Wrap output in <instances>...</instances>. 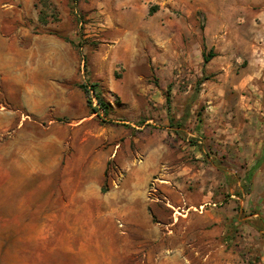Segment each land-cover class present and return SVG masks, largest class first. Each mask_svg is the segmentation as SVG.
Masks as SVG:
<instances>
[{"label": "rangeland", "instance_id": "1", "mask_svg": "<svg viewBox=\"0 0 264 264\" xmlns=\"http://www.w3.org/2000/svg\"><path fill=\"white\" fill-rule=\"evenodd\" d=\"M73 1L0 0V114L13 106L3 77L17 65L16 46H27L32 35L40 34L72 42L77 66L100 74L112 112L93 113L79 126L54 116L28 132L38 137L75 132L76 139L67 140L68 153L74 143L87 147L100 139L101 147L111 151L102 185L109 190L102 193L123 190V203L97 219L49 217L47 197L53 191L59 199L71 197L59 194V187L69 190L72 174L26 170L24 162H39L45 144L32 147L25 132L2 131L0 264H264V162L250 184L245 180L264 148L262 19L245 14L220 42L214 68L205 69L203 12L196 13V25L185 27L179 58L175 43H162L160 29L154 36L146 26L126 36L143 49L139 59H129L118 51V39L132 28L105 22L115 18L110 10L117 0ZM91 2L106 14L93 17L80 10V3ZM92 22L102 30L90 31ZM103 41L110 46H100ZM108 50L109 64L95 60ZM90 97L98 106L93 93ZM111 120H127L134 125L133 135L119 125H101ZM140 164L149 178L131 180Z\"/></svg>", "mask_w": 264, "mask_h": 264}, {"label": "crops", "instance_id": "2", "mask_svg": "<svg viewBox=\"0 0 264 264\" xmlns=\"http://www.w3.org/2000/svg\"><path fill=\"white\" fill-rule=\"evenodd\" d=\"M79 8L93 17L107 12L98 2L80 3ZM198 11L203 12L205 16L203 38L207 50L212 49L214 53H218L220 42L229 38L230 28L244 20L247 13L262 19L258 33L259 38L264 41V0H117L112 1L110 10L115 14V18L111 20L106 18L105 22L107 27L132 28L121 31V38L118 39L120 41L118 51L123 58L141 57L143 53L141 45L129 43L125 38L128 33H142L141 27L146 26L149 27L146 33L154 36L159 31L155 29H160L162 43H175L174 51L179 58L183 33L187 31L185 27L188 24L196 25L195 15ZM99 25L101 24L98 22H92L89 24L92 28L90 31L102 30L97 28ZM92 35L96 34L88 36ZM193 38L196 39V35ZM106 43L110 42L103 41L100 46L104 48L110 46ZM16 49L14 57L17 59V65L9 68L3 77L8 98L10 96L8 92H13V100L10 101L13 106L6 108L3 115L0 114V132L11 129L25 132L32 147L37 148L38 144H45L44 152H40L39 162H24L26 170L44 169L53 174L61 172L64 177L72 174L75 183L71 188L67 190L64 185L59 187V194L68 192L71 197L59 199L54 196L56 191L47 197L46 205L51 203L49 217L97 219L103 214H108L122 205L123 200L119 199V194H123V190L102 193L101 188L111 151L101 147L100 139L95 138L94 142H87V147L85 144L74 143L73 151L68 153L70 148L66 146L67 140L76 139L75 132L70 131L65 136L45 132L41 137H38L35 131L28 132L30 128L39 127V123L53 121L54 116L65 117L68 124L77 126L90 119L93 113L90 109L87 110V96L81 84L100 81V74L90 69L86 72L80 69L77 66L75 45L52 35H32L29 45L23 48L16 46ZM108 53L107 56L103 54L95 57V60L101 58L102 62L109 64L110 50ZM218 57L215 55L207 63L203 60L205 69H213ZM20 108L28 113L23 115ZM111 121L101 125L112 127L119 125L133 135L134 125L129 124L127 120ZM74 127L76 126L72 128ZM136 128H140L141 131L144 129ZM23 154H26V151H23ZM145 168L144 165H137L130 174L131 180L138 177L137 181L139 178L146 181L149 175Z\"/></svg>", "mask_w": 264, "mask_h": 264}, {"label": "trees", "instance_id": "3", "mask_svg": "<svg viewBox=\"0 0 264 264\" xmlns=\"http://www.w3.org/2000/svg\"><path fill=\"white\" fill-rule=\"evenodd\" d=\"M77 1H79V0H74L73 2H77ZM72 10H74V7L72 8ZM42 12L43 11L41 10L40 15L42 14ZM41 21L43 23H45V24L47 23L45 21V19H43V20L41 19ZM215 55L216 54L214 53V51L212 49H210L208 52L206 51V49H203L202 56H203V60H204L205 63L210 61V59H212ZM81 88L86 93L87 104H88V106L90 108V111L92 113H96L98 117H100L101 112H103V114L105 116H109L111 114L112 106H111L110 102H108L106 100V98L104 97L103 87H102V84L99 81H91V82H88V83L81 84ZM168 92H170V88L168 89ZM91 93H93V95L96 97L98 106H94L93 105V101H92V99L90 97ZM166 99H167V102L169 104L168 106H170V102H171L170 93L167 94ZM186 117H187V115L185 114L184 117L181 118L179 120V122H177L178 129H180V128H182L184 126V122L186 121ZM169 119H170V124L172 126V123H175V119H174L173 116L169 117ZM178 129H176L177 133L179 132ZM197 131L200 132V128H197ZM263 162H264V148H263V153H262L261 157L256 160V162L250 167V169L246 173L245 180H246V182L248 184L251 183L254 173L258 170V168L260 167V165ZM108 190H109V187L105 184L102 187V191L106 192ZM238 223L239 222L236 221L235 224L237 225ZM234 231L236 232V230H234Z\"/></svg>", "mask_w": 264, "mask_h": 264}]
</instances>
